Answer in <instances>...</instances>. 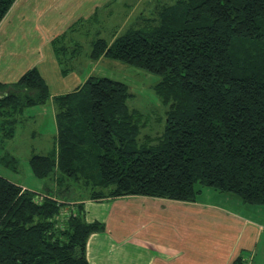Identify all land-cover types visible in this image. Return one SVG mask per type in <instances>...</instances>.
<instances>
[{"label":"trees","instance_id":"trees-1","mask_svg":"<svg viewBox=\"0 0 264 264\" xmlns=\"http://www.w3.org/2000/svg\"><path fill=\"white\" fill-rule=\"evenodd\" d=\"M16 1L0 0V25ZM142 19L111 45L96 41L92 57L160 77L163 133L141 134L128 86L108 77L54 97L53 149L29 160L44 193L0 175V264H90L88 239L104 226L85 221L89 199L196 202L212 188L264 206V0H174L156 23ZM52 46L65 62V34ZM50 98L36 67L0 82V135L13 138L23 111Z\"/></svg>","mask_w":264,"mask_h":264},{"label":"crops","instance_id":"crops-1","mask_svg":"<svg viewBox=\"0 0 264 264\" xmlns=\"http://www.w3.org/2000/svg\"><path fill=\"white\" fill-rule=\"evenodd\" d=\"M114 2L17 0L0 25V82H15L33 68L24 65L25 61L31 62L30 55L33 52L29 51L28 39L46 38L52 44L53 39L64 35L65 31L72 30L79 23L97 20L99 14L105 13L103 11ZM123 6L127 9L125 20L135 19L131 27L140 26L144 21L141 0L140 4L130 0L123 3ZM138 6L141 11H138ZM18 38H26V46L20 44L19 40L23 39ZM66 39L65 36V43ZM35 53L37 59L41 57V44ZM40 62L38 60L36 64L40 66L38 70L43 76L45 66ZM59 95L62 94L56 96ZM56 96L51 94V99ZM206 194L207 197L200 196L196 202L147 196L85 200V221L99 222L104 226L102 231L92 234L88 239L89 263L232 264L237 258L243 257L247 264H264V255L257 260L264 225L246 217L242 211L237 212L236 208L212 198L233 202L230 196L219 197L225 196V193L207 191Z\"/></svg>","mask_w":264,"mask_h":264},{"label":"rangeland","instance_id":"rangeland-1","mask_svg":"<svg viewBox=\"0 0 264 264\" xmlns=\"http://www.w3.org/2000/svg\"><path fill=\"white\" fill-rule=\"evenodd\" d=\"M127 1L130 0H115L110 8L108 7L103 11L105 13L99 14L97 20L79 23L72 29L75 31L71 29L65 31L67 51L61 56V60H65L63 63H59L54 48L51 42H48V39H41V37L28 39L30 43L29 51L34 52L41 44L43 54L37 59V54L32 52L33 55H30L31 62L25 61L24 65L31 68L37 66L38 60L41 61L39 64L45 66L42 74L49 85L51 94L55 96L73 92L92 76L108 77L125 83L131 93V97L128 99L129 107L142 116L141 134L157 136L164 131L166 112L168 111V105L156 91L160 77L122 61L105 57L100 59L92 57L96 41L103 39L111 44L117 37L124 35L129 27L133 25L135 19L125 20L127 9L123 6V3H127ZM138 2L140 4V0H134L135 4ZM173 2L174 0H141L143 16L155 19L153 23H156L158 11L163 6L172 5ZM138 9V11H141L139 6ZM18 39H23L19 42L26 46V38ZM22 45H20V48ZM33 60H36V62ZM57 61L58 63H56ZM7 67H10V65L7 64ZM36 68H40V66ZM64 70H67V72L65 73ZM2 72L4 73L3 70ZM56 136L57 126L53 98H50L44 105L26 108L22 114V121L16 126L14 138L9 139L0 135V175L37 194L44 193L46 183L35 177L29 160L33 154H46L56 141ZM6 155L15 157L17 162L15 163L8 158V165H6L7 162L2 161V158ZM207 191L219 193L212 188H205L200 198L207 197ZM224 195L219 197L230 196L234 199L232 201H236V203H229L218 197L212 198L215 201L236 208L235 211L237 212L242 211V214H246V217L264 225V206L245 205L241 198L235 194L225 193ZM257 252V260L259 261L264 255V235L260 238Z\"/></svg>","mask_w":264,"mask_h":264}]
</instances>
